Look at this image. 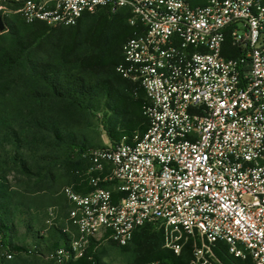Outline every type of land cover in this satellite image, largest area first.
<instances>
[{
  "label": "built area",
  "instance_id": "obj_1",
  "mask_svg": "<svg viewBox=\"0 0 264 264\" xmlns=\"http://www.w3.org/2000/svg\"><path fill=\"white\" fill-rule=\"evenodd\" d=\"M100 8L129 13L118 69L143 88L148 126L90 152L92 191L63 189L76 234L50 256L70 264L101 231L126 246L152 225L177 255L192 242L189 264H264V0H0L49 26Z\"/></svg>",
  "mask_w": 264,
  "mask_h": 264
},
{
  "label": "trees",
  "instance_id": "obj_2",
  "mask_svg": "<svg viewBox=\"0 0 264 264\" xmlns=\"http://www.w3.org/2000/svg\"><path fill=\"white\" fill-rule=\"evenodd\" d=\"M2 17L0 161L9 164L10 159L13 165L20 162L13 167L18 174L35 180L46 177L53 185L59 179L54 167L57 164L63 170V180L79 183L82 194L91 192L88 170L90 152L96 147L80 130L89 125L91 112H104L108 136L116 143L123 137L131 141L136 130L146 131L148 126L143 88L118 69L125 62L124 43L135 30L128 23L129 13L120 10L113 14L100 8L92 14L84 13L76 27L49 26L43 21L27 23L22 17L21 21L5 14ZM223 55H239L229 38L223 43ZM8 146L14 147L12 157L6 153ZM19 150H26L28 156ZM41 159L51 165H41ZM7 174V169L0 171V231L4 233L13 216V192ZM68 218L60 230L64 243L51 250L68 247L76 234L72 225L70 232L65 231ZM98 244L93 238L85 254L70 264H110ZM130 246L134 258L125 264H189L192 259L191 241L177 255L164 247L163 232L152 225L138 229L131 242L120 247L126 251ZM11 247L15 252L26 249ZM221 259L232 264L228 258Z\"/></svg>",
  "mask_w": 264,
  "mask_h": 264
},
{
  "label": "crops",
  "instance_id": "obj_3",
  "mask_svg": "<svg viewBox=\"0 0 264 264\" xmlns=\"http://www.w3.org/2000/svg\"><path fill=\"white\" fill-rule=\"evenodd\" d=\"M144 132L143 128L136 130V133L142 134ZM109 140L110 145L116 144L110 137ZM121 141L131 142L125 137L119 142ZM27 180L28 182L24 183L23 186H12L13 216L6 224V234H9V237L17 238L19 242L27 241L29 243L39 244L42 249H52L57 245H62L64 243V238L60 232H56L55 229H50L46 234L42 233V231L48 228L46 225L49 217L47 211H51V213H49L53 214L61 225H64L69 217L72 204L65 195H62L60 189L63 186H72L76 192L81 193L79 192V183H69V178L67 181L66 178L64 180H57V183L54 185L51 184L46 177L37 180L32 177ZM110 187H112V185H110ZM119 196L120 193L115 191L114 200ZM8 227L10 228L8 229ZM19 229L22 230L20 234L18 232ZM136 232L137 230L135 233ZM14 233H18L19 235L14 236ZM94 239L98 241L100 249H102L101 244L104 241H109L107 239V233L104 231L99 232ZM13 246L20 245L13 244Z\"/></svg>",
  "mask_w": 264,
  "mask_h": 264
},
{
  "label": "rangeland",
  "instance_id": "obj_4",
  "mask_svg": "<svg viewBox=\"0 0 264 264\" xmlns=\"http://www.w3.org/2000/svg\"><path fill=\"white\" fill-rule=\"evenodd\" d=\"M0 13L1 15L5 14L8 15L10 18L16 17V19L21 20V17L18 14L15 15L13 13H4L2 10H0ZM91 113L92 116L90 117L89 125L81 128V132L90 140V142L92 143L91 145L93 147H96V149L110 145V140L107 135V130L104 122L106 121V115L104 114V112ZM6 151V153H9L8 157H12L15 154L14 147L12 146H8ZM19 153H24L23 155L28 156L26 150H19ZM3 155H5V153H3ZM8 161L9 164L6 163L5 160L0 161V171L2 172L4 171V169H7V179L12 186H23L24 183L28 182V178L22 176L21 174H18L15 170H13V167L16 164L19 165L20 162H16V164L13 165L14 162H10V159ZM40 163L41 165H45L46 163L51 165V162H48V160L44 159H41ZM54 167H57L55 171L59 177L58 180H63L62 168H60V166L58 167L57 164H54ZM63 189L64 186L61 187L60 190L62 195H65ZM49 212L51 213V211H47L49 217L46 222L48 228L47 230L42 231V233L46 234L50 231V229H55L56 232H60L64 225H61V223L56 220V217L53 214H50ZM18 232L20 234L22 233V230L19 229ZM19 234L14 233V236ZM13 244H18L21 247H25L26 249L34 246L33 243H29L27 241L19 242L17 238L9 237V234L0 231V264H59L55 259L50 256V253L53 251L51 249H41V251H39L38 253L33 254H28L25 252V250H23L21 252H15L13 257L8 258L6 254L9 250L13 249L11 247ZM101 248L105 252V261L110 264H125L132 261V259L134 258V252L131 246L128 247V250L125 251L121 249V247L118 245H114L109 241H104L101 244Z\"/></svg>",
  "mask_w": 264,
  "mask_h": 264
},
{
  "label": "water",
  "instance_id": "obj_5",
  "mask_svg": "<svg viewBox=\"0 0 264 264\" xmlns=\"http://www.w3.org/2000/svg\"><path fill=\"white\" fill-rule=\"evenodd\" d=\"M4 30H5V23H4L2 15L0 13V32H3Z\"/></svg>",
  "mask_w": 264,
  "mask_h": 264
}]
</instances>
